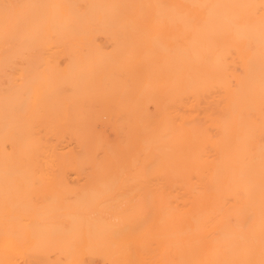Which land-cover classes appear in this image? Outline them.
<instances>
[{
    "label": "bare ground",
    "instance_id": "6f19581e",
    "mask_svg": "<svg viewBox=\"0 0 264 264\" xmlns=\"http://www.w3.org/2000/svg\"><path fill=\"white\" fill-rule=\"evenodd\" d=\"M264 264V0H0V264Z\"/></svg>",
    "mask_w": 264,
    "mask_h": 264
},
{
    "label": "rangeland",
    "instance_id": "374dc122",
    "mask_svg": "<svg viewBox=\"0 0 264 264\" xmlns=\"http://www.w3.org/2000/svg\"><path fill=\"white\" fill-rule=\"evenodd\" d=\"M17 264H23L21 261H18Z\"/></svg>",
    "mask_w": 264,
    "mask_h": 264
}]
</instances>
